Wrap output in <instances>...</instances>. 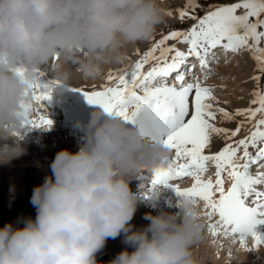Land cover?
Returning <instances> with one entry per match:
<instances>
[{
  "label": "clouds",
  "instance_id": "obj_1",
  "mask_svg": "<svg viewBox=\"0 0 264 264\" xmlns=\"http://www.w3.org/2000/svg\"><path fill=\"white\" fill-rule=\"evenodd\" d=\"M162 5L0 0V166L28 152L22 133L33 129L25 128L21 113L33 103L29 82L42 68H52L49 86L58 99L72 88L74 73L100 78L106 66L123 61L128 46L151 39L164 22ZM78 125V150H59L51 175L33 188L35 218L21 217L22 227L11 221L0 227V264H103L98 254L121 236L125 247L107 264H200L193 249L208 231L201 203L169 198L166 207L176 211L148 212L143 219L149 223H132L145 193L158 208L161 190L134 192L130 182L166 167L171 150L100 107Z\"/></svg>",
  "mask_w": 264,
  "mask_h": 264
},
{
  "label": "snow or ice",
  "instance_id": "obj_2",
  "mask_svg": "<svg viewBox=\"0 0 264 264\" xmlns=\"http://www.w3.org/2000/svg\"><path fill=\"white\" fill-rule=\"evenodd\" d=\"M178 13L181 23L186 19L195 23L186 30H169L143 53L137 50L139 58L110 71L106 83L71 90L85 96L90 105L119 116L143 135L174 150L166 167L144 178L147 190L170 185L179 196L202 202L203 217L209 221L207 227L213 237L239 240L242 246L251 238L253 249L249 250H255L264 245V234L256 231L264 224V191L258 188L264 184V172L252 171L253 166L264 168V90L260 88L264 79V0H232L207 6L200 0H186ZM169 42L186 44L188 50L181 51L176 43ZM218 47L225 53L242 49L252 53L257 73L252 79L257 88L250 104L257 107L233 113L218 106L215 86L205 83L211 64L218 62L213 51ZM191 58L198 60L202 75L194 74L196 65L188 63ZM169 78L173 83L167 82ZM29 87L33 103L23 105L25 128L51 129L53 121L47 105L52 92L46 73L39 71ZM237 117L241 119L235 129L218 126V122H231ZM245 125L251 126L249 134L237 140ZM216 139H222L224 145L212 153ZM210 164L215 168L214 177L206 175ZM183 179H190L191 186L179 187L177 182Z\"/></svg>",
  "mask_w": 264,
  "mask_h": 264
},
{
  "label": "bare ground",
  "instance_id": "obj_3",
  "mask_svg": "<svg viewBox=\"0 0 264 264\" xmlns=\"http://www.w3.org/2000/svg\"><path fill=\"white\" fill-rule=\"evenodd\" d=\"M160 26H162V24ZM155 34L156 33H154L151 39L146 42H138L135 45L128 46V48L126 49V53H125V57L123 61L117 64L106 66L104 69L103 75L100 77V80L82 79L79 77V75H76L74 73L70 81L71 87L72 88L73 87H86L90 89L93 86H100L106 83V77L108 73L110 71L115 72L118 69H122L126 65H128L130 61L137 60L136 58L137 50H139L141 53L146 51L151 46L152 44L151 40L154 38ZM245 52H246V57L249 56L248 64L246 66H243V68L237 69L239 74L236 73L235 68H227L226 66L225 67L220 66L217 70H219L218 74L219 75L221 74V75L215 76L217 78L219 77L218 80L210 81V82L205 81L206 85L214 86V83L216 82L218 83V85L216 86H220V85L223 86V85H228L227 81L223 82L225 78L231 79L232 76L238 75L237 79L240 82L239 87H242L243 89H245V92H238L235 98L230 99L231 102L230 100L227 101L225 98L219 97L220 94L219 95L214 94L215 97L217 98L218 106L224 107L227 111L233 112V113L235 112L236 109H246L248 107L254 108L258 106V105L250 104V102L255 98L253 93L257 88L256 82L252 79V77L256 75V72H255L256 70L255 71L253 70L255 66V62H254L255 60L253 59V55L250 51L245 49ZM215 55H216V52H215ZM228 55L229 57H225V58L216 56L218 58L217 64L218 63L224 64L229 61H236L235 54L230 52L227 54V56ZM189 64H191V62ZM40 71H43L46 73L47 80H50L52 78L53 72H52L51 67H44ZM211 71H214L212 70V66H211ZM249 73H250V78L248 77ZM213 80H216V78H214ZM167 82L170 83L169 81ZM188 82H191V81H188ZM69 90L72 96L79 95L80 98H83L86 100L85 96H83L81 93L72 91L71 89ZM225 94L228 95V92H226ZM52 99L56 101L53 96H52ZM80 102L81 103L80 105H78V108L82 110L79 111L78 117L77 118L71 117L74 120V129L67 128V127L60 128L61 125L54 123L55 125L52 126L51 130L49 131H41V130H47V128H40V129H33L30 132L22 133V135L24 136V139L21 143L25 147H27L28 152L26 155L22 156L21 158L14 160L12 162V165L0 166V188L1 186L5 188L6 184L12 180V179L10 180V176L13 177L17 183H22L23 182L22 180L25 181V179H27L28 177H32V179H36L38 183L41 177L45 178L46 176L51 175L50 164L52 160L54 159L56 153L54 154L51 153V151L53 152L54 149H52L50 146H46L43 142V139L58 140L59 150L70 147L71 145L76 143V140L77 141L81 140V138H79L80 136L78 133L83 132V130L78 125V121L86 122L89 119L91 112L97 106L90 105L88 102H85L82 99L80 100ZM60 103H64V102H60ZM229 103L230 105H228ZM55 106H56L55 103L53 104L52 102H50V106L47 107L48 113H53L55 111ZM66 106L72 107V105L70 104ZM240 119H241L240 117H237L235 120L231 122H224L222 124L218 122V126L229 128V129H235ZM29 129H32V128H29ZM248 132L249 131H247V133ZM62 140H65L66 143H64ZM223 145H224V141L222 139H216L212 145L211 152L215 153L216 151L221 149ZM75 148L77 149L78 146H75ZM75 148H71V151L72 150L74 151ZM36 159H37V162H33ZM253 167H254L252 170L253 174H256L257 171L259 172L262 171L260 170V168L257 169L256 166H253ZM13 168L15 170H13ZM178 185L182 189L190 187L188 185L180 186L181 183H178ZM225 186L228 187L229 184L226 183ZM259 186H263V184ZM133 187H136V184ZM160 190H161V200H160L158 208H152L149 205L147 198H143L144 202L138 206V208H141V210L136 211L135 216L132 221V223L135 224L137 227L146 225L149 222L143 219L145 213L151 212L153 215H155L159 211H169V212L176 211V209L167 208L165 205V200L169 198H171L174 201L179 199V195L176 193L175 189L173 190L174 193L167 189H160ZM201 206H203L202 202H201ZM202 210H203V207H202ZM139 212H142V214L141 213L138 214ZM208 223L209 221H207V225ZM0 227H3V226L0 224ZM263 230H264V224H260L256 227V231L262 234H264ZM208 232H210L209 229H208ZM221 238H224V240H222ZM221 238L220 240L221 242H223L221 246L214 245V247L212 248V244L208 245L209 241L207 243H204L201 241L194 247L193 249L194 256L200 261V264H264V245H261L258 249L250 251L249 249H253V241L250 238H248L245 245L243 246L240 244L239 240H237L236 242H233L230 238H225L223 236H221ZM230 242L231 244H229ZM232 243L238 248L239 253H234V254L230 253ZM106 247H108L112 251V254L116 256L117 253H119L125 247L122 236L117 237L116 239L110 238L107 241ZM211 253H213L212 257H210ZM237 254H238V257H236ZM208 259H210L209 263H207Z\"/></svg>",
  "mask_w": 264,
  "mask_h": 264
},
{
  "label": "rangeland",
  "instance_id": "obj_4",
  "mask_svg": "<svg viewBox=\"0 0 264 264\" xmlns=\"http://www.w3.org/2000/svg\"><path fill=\"white\" fill-rule=\"evenodd\" d=\"M200 2L203 5L207 6L209 4H212V5L227 4V3L232 2V0H200ZM185 4H186V0H163V5H162L164 8V22L162 23L163 27L162 26L158 27L157 31L155 32L156 34L154 35V38L151 40V43H153L155 40L162 38V35H166L169 30H186V29L190 28L195 23V21H193L192 19H186L184 22H182V23L180 22L178 9L183 8ZM168 12L171 13L170 16L166 15V13H168ZM169 43H176V42H169ZM176 47L179 48L181 51L187 52V50H188V45H186V44L176 43ZM261 47H264V41L261 42ZM216 50L217 49H215L213 51L215 52ZM235 56H236L235 57L236 61H229V62L224 63V64L223 63H218V64L212 63L211 66H212V70H214V71H211V74L208 76L206 81L210 82V81H217L218 80L219 77L217 78L215 76L221 75V74L220 75L218 74L219 70H217L220 66H224V67L226 66L227 68H235L236 73L239 74L237 69L243 68V66H246L248 64L249 56L246 57L245 49H242L239 52L235 53ZM136 58L138 59L139 57L137 56ZM254 62H255V66H254L253 70L255 71L256 70V68H255L256 67V61H254ZM148 68H149V65H146L145 70H148ZM245 74H246V72H245ZM237 76L236 75L232 76L231 79L225 78L223 80V82L227 81L228 85L216 86V85H218V83L215 82L214 83V86H215L214 94H216V95L220 94L219 97L225 98L228 101L231 98L232 99L235 98L238 92H245V89H243L242 87H239L240 82L237 79ZM248 77L250 78V73H249ZM214 78H216V80H213ZM97 80H100V78H98ZM228 80H229V82H228ZM171 83L172 82H170L169 84H171ZM260 86H261L260 88L262 90H264V79H262ZM226 92H228V95L225 94ZM53 97L55 100H57V102H59V101L64 102V103H61L62 107L56 106L57 111L53 117L51 115H49V118H53V120H54L53 126L55 124H59V125H61L60 128H66L67 126L73 127L72 124L64 123V121H63L66 113L67 112L69 113L68 108H71L70 106H66V105H68V104L71 105V103H72L73 106L76 107L73 112H70V117L77 118L79 115V111L82 110V109L78 108V105H80V103H81L80 100L82 99L85 102H87V100L80 98L79 95L72 96L70 93V90L63 92L60 95L59 99L55 95H53ZM230 102H231V100H230ZM228 105H230V103ZM66 107H68V108H66ZM257 118H259V115ZM249 128L251 129L250 125L244 126V128L242 129V131L240 133L241 135L239 134L236 137V139L237 140L242 139L247 134H249V132L247 133V131H250ZM72 129H74V127ZM81 135L83 136V132H81ZM81 135H79L80 136L79 138H81V140H78V141L76 140V143L71 145L70 147H67V149L71 150V148H75V146H79V144L82 142V136ZM62 141L64 143H66L65 140H62ZM43 142L46 146H50L52 149H54L53 152L51 151L52 154L58 152V150H59L58 140L43 139ZM77 150H78V148L77 149L75 148L74 151H77ZM250 150L254 151V149H250ZM74 151L72 150V152H74ZM173 153H174V150L171 151V154H173ZM33 162H37V159ZM261 169H263V168H261ZM13 170H15V169L13 168ZM214 172H215L214 165L210 164L209 165V171L206 175L207 176H213ZM44 179H45L44 177H41V179H39V181L37 183L36 179H32V177H28L27 179H25V181L22 180L23 181L22 182L23 184H22V183H17L16 180H14V178L10 176L11 181L6 184L5 188L3 186H1V188H0V224L2 226H4V224L11 221L14 224H17V226L22 227L23 223H22V220H20L21 217L26 218V217L30 216L33 219L35 218L36 209L30 203V199L32 196L33 188L37 185L42 184ZM136 180L133 179L131 181L132 183L130 182V187L133 191L139 192V191L147 190V185H145V187H143V188L140 186L143 183L142 180H137V181ZM183 182H184V185H189L190 183H192V181L190 179H187L186 181H183ZM135 184H136V187H133ZM137 210H141V208H138ZM140 213L142 214V212H139L138 214H140ZM18 221H19V223H18ZM220 238H221V236L213 237L211 232L207 231L206 239L202 240V242L207 243L209 241L208 245L212 244V248H213L214 245H219V246L222 245L223 242H221ZM221 239L224 240V238H221ZM229 244H231V242ZM230 253L231 254L239 253L238 248L233 243H232ZM212 255H213V253H211L210 257H212ZM114 257L115 256L112 254V251L108 247L105 246V248L102 250V252L98 254L97 260L99 262H103V264H107V262L112 260ZM236 257H238V254ZM209 262H210V259L207 260V263H209Z\"/></svg>",
  "mask_w": 264,
  "mask_h": 264
}]
</instances>
